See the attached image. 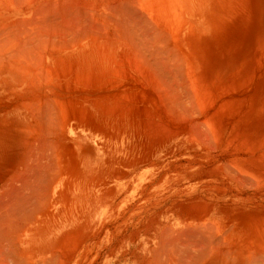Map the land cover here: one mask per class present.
I'll return each mask as SVG.
<instances>
[{
    "label": "rangeland",
    "instance_id": "rangeland-1",
    "mask_svg": "<svg viewBox=\"0 0 264 264\" xmlns=\"http://www.w3.org/2000/svg\"><path fill=\"white\" fill-rule=\"evenodd\" d=\"M136 1H138L136 3H139L138 7L142 5L138 10L140 13L144 12L142 14H145L148 11L151 14L154 11L151 10L150 12L147 10L154 7L153 4V6L149 5V8L145 6L155 0L150 3H145L147 0ZM238 1L226 0L227 11H222L225 16L221 15L222 13H218V22L215 21L213 25V29L215 30L216 28L218 31L203 34L200 39H196L198 37L193 36L188 48L180 47L177 44L176 41L177 37H179L180 29L177 27L178 29L175 31L171 26L170 18L167 19L168 16L166 18L165 13L167 11H162L164 16H161V18L163 17L164 19L162 18L160 23L162 20L165 22L162 21L160 29L162 28L168 32L163 31L162 34L172 35L170 36L171 39H168L166 35L163 37L164 39L166 37L169 41L167 46H173L172 49L178 48L177 54H182L183 57L184 53H189L192 48H199L194 54L196 59L189 60L184 57L185 60H183L185 61L183 69H187V71L182 69L184 73L181 77L190 76L186 79L184 77L189 82L188 89L186 90L187 81L183 80L185 83L180 86L184 84L187 86L183 89L184 91H181L183 94H187L185 91H189L192 88V91H189L188 94L192 95L195 93L194 95L197 98L194 96L195 98L192 97L190 99L188 94L187 97L183 95L182 98L180 96L182 93H177L175 97L178 98L180 96L184 102L183 104H185L182 108L174 106L170 102L172 100L168 98L169 96L167 97L164 93L159 92L160 90L156 85L157 82L161 81L164 83L166 81V87L169 88L171 86L172 90H174L173 84L175 82L165 79L167 77L162 71L157 70L156 63L155 65L151 63L153 62L152 58H147L149 55L146 50H142L138 43L135 44L138 45L137 47L138 49L140 48L141 52H144L142 54H145L142 55L141 52L138 54V50L136 55L150 59L147 61L144 58V61L141 58V65L138 63L139 59L136 60V55L133 54L136 49H133V52H129L132 51V48H130V42L127 45L128 40L124 43L119 39L120 42L117 44L118 41L114 42L113 38H111L112 41L110 38L106 40L104 37L107 28L104 25L102 27L99 22L106 24L104 19L108 15H105V13H109V10L106 9L115 5V0H80V2L78 0V3H81V5L79 4L80 8H82L83 13L85 12L84 15L89 12L88 6L91 7L90 11L94 8L100 11V13L92 11L95 13L91 12L94 16L90 14L93 18L87 15L89 17L88 23L84 22L85 26H81L83 30L94 26L93 30L88 33L93 32L91 33L92 35L97 33L94 36L99 39L93 37L95 39L93 40V38H90L91 42H94L84 43L86 44V49L76 47L74 50H70L73 52L70 54L69 50L65 51L66 42L64 45L62 43L59 44L58 34L60 33L54 31L57 33L54 34L51 32L54 35L52 34L50 37L53 38L56 35L55 37L58 38L55 39L58 41H55L54 38L51 40L48 36L46 39L44 38L45 41L50 39V42L55 43L51 44V48H53L51 49L48 47L50 42L47 41L49 45L46 48H48L43 51V54L40 53L43 56L36 54L37 58L44 57L43 61H39L42 62L41 65L34 63L35 68L31 70V74L28 77H16L18 80L14 77L15 79L13 78L11 86L13 90L10 93H5L0 87V99L8 101L6 103L9 104L3 105L4 103L0 101V120L3 121V119L8 118L7 122L5 120V123L0 122V124L4 123L0 125V136L4 134L1 133L3 131L8 132H5L6 135L4 134L3 136H9V140L6 139L8 136L0 138V160L1 158L2 160L8 158L12 164L9 161L7 162L10 166H13V169H11L13 175L17 174V172L20 173L19 171L21 170L23 173L25 167L22 165L26 166L25 164L30 160L28 165L32 161L35 162L32 160L35 158H45L46 161L45 159L43 160L44 165L53 162L54 159V162H57L56 159L64 158L65 161L68 160V168L74 174L75 172L78 173L77 167L81 159L86 158L93 167L98 168L99 171L101 169L104 174V182L92 184L87 192V199L91 203L93 202V220L87 224H84V221L79 222L77 230L74 231L73 240L77 252L73 264H154V261L149 262L148 260L158 258V255L162 256L159 257L161 259L158 261L159 264L164 261L168 262L167 264H171L172 259H179L178 261L183 259V261L187 260V264L189 262V264H196L194 260L197 262L199 258L201 259L199 253L202 256V261H200L204 264L208 260L212 261L213 257L210 255V248L205 250L206 245L196 236L194 237L196 239L195 242V239L192 238L193 233H191L202 230V228L206 232L214 233L213 235L216 237L213 238V235L209 232L214 239H212L213 241L221 239L223 245H225L223 247L222 244L217 245L216 242L212 247L221 245L219 247L226 248V244L234 243L233 245H237L238 241L244 242V244L240 242L241 245L238 243L236 252L231 251L233 253L230 252L231 254H228L234 257V262H238L241 259L242 255H240L241 252L239 251L245 250V248L246 251L244 252L249 253L253 250L256 256L258 253V256H264V251H262L264 249V0H243L244 3L242 0ZM136 3H134L135 6ZM241 3H243V7H241L242 5L240 6ZM234 4L236 5L234 6ZM236 7L238 8L236 9ZM63 8L65 13L61 14V16H67L68 14L67 17H70L68 20L71 21L72 19L73 21L74 10L70 15L69 11L71 10L72 12V9L64 6ZM134 8L138 9L137 7ZM228 10L229 12L231 10L232 13H228ZM149 13L148 15H150ZM148 15L144 16L149 19L151 15ZM61 16L59 23L63 21ZM103 16L105 17L103 18ZM111 17L108 16L106 18L110 20ZM151 17L153 18H151L152 21L155 20V17ZM96 19H99V21L97 20L98 26L96 21H94L95 23L92 21ZM66 22H63L65 23L64 27L59 24L60 29L66 27ZM152 24L155 25V23ZM100 26L105 28V31H102L104 36L101 38L97 36L102 33ZM171 27L172 29H169ZM60 29L57 30L61 32L62 29ZM110 29L106 33L112 37L113 33H110ZM170 30H174L176 33ZM84 34H77L75 37L84 36ZM75 37H71L74 40L67 41V39V44L69 42H77L79 38L76 39ZM199 43L201 45H198ZM67 44L66 47L68 46ZM74 45L76 46V44ZM170 46L169 49H171ZM133 47L136 48L134 45ZM42 49L44 50L45 48L42 47ZM93 51L96 52L94 53ZM87 53L89 55L93 54L92 56L95 59L88 57ZM179 54L178 57L182 59ZM44 55L47 59H45ZM82 55L89 59H84ZM93 59L94 63L92 62ZM83 61H86V63H81ZM87 61L90 62L88 63ZM44 65L50 67H47L45 71L43 67L46 68V66ZM151 65L154 67V71ZM39 66H41L40 70L42 69L41 71L44 74L36 73L39 69L36 72L34 71ZM40 70L39 72H41ZM80 70H82V73ZM33 71L38 74L37 77L35 76L36 74H33ZM102 71L103 74L101 73ZM147 71H149L150 75L153 74L161 80L157 81V78L150 77ZM45 72H47V75H45ZM49 75L51 76L49 77ZM191 76L193 77L191 78ZM194 77L196 78L195 81H193ZM24 78L26 80L22 82L21 79L24 80ZM189 78L192 80H189ZM31 81L32 84H30ZM194 82L197 83L195 84ZM33 84L36 85L33 86ZM192 84H195V90L199 94L201 93L200 97L199 94L193 92L194 87ZM30 86L31 88H29ZM51 87H53L52 92L50 91ZM199 87L201 88L200 91ZM45 90H48L49 93H46ZM3 94H6V97ZM38 96H40L39 100H37ZM175 97L172 98L176 101L177 98ZM188 101L192 106L189 105ZM51 102H53V105ZM56 103L57 106H55ZM38 104L42 106L39 107ZM35 105H38V107ZM60 111L63 112L61 113ZM55 112L59 115H55ZM54 116L57 118L59 116L57 122L62 125L56 124L55 127L57 128L54 127V132L49 131L53 132V136H45V139L43 136L47 134L44 131L47 127H43L44 130L41 131L40 124H46V121L49 118L53 119ZM56 117L53 119L54 122L57 120ZM202 122L204 123L202 124ZM4 125H6V128L7 126L10 128L2 130L5 128ZM194 126L198 128L201 126V128L198 130L195 127L197 131L194 132ZM192 127L193 129H191ZM47 129L49 130V128ZM51 129L53 130V128ZM192 132L195 133H193L194 136ZM49 139L51 143L54 141L53 143L58 146L53 148L56 150L57 158L52 159L54 150L51 151L52 145H50ZM41 140L42 142L37 143V141ZM54 144L53 147H55ZM36 147L37 149H35ZM38 148L41 152H38L40 151ZM42 153L44 154L42 155ZM48 154L51 158H48ZM34 156L35 158H33ZM20 158H23V160ZM48 159H52V161ZM24 160L28 161L25 162ZM168 228H172V232L177 235L179 232L184 236H181L183 239L178 237L180 238L179 240L183 241L191 237L190 241L193 242L194 239L195 245L193 242L194 246H191V249L196 247L195 249H197L198 253L195 249H190L189 253H197L198 257L195 255L196 259L191 253L187 254L181 245H179L180 248L186 254L184 252L181 254L180 252V255L179 253L177 255L178 258H175L177 253L174 250L178 249L176 246L179 244L177 242V245L169 242L173 245V248L171 246L170 248L173 250L172 252L176 253L174 254L175 256L171 255L172 252L170 250L169 257H163L165 255L163 253L167 252L164 249H167H163L162 246L167 245L165 247L168 248L169 243L165 242L167 244L164 245V243H161L163 242L161 239L171 237L169 236L171 231H168ZM180 229H184V231L182 230V232ZM163 232H165V235L168 234L169 237L163 236ZM206 232L204 233L205 237L209 235ZM210 236L209 238H211ZM254 236L258 238H254ZM174 237L170 240L172 241ZM178 238L175 237V239ZM254 239L257 243H260L254 242ZM221 241L219 242L221 243ZM251 244L254 248L251 247ZM243 246L244 248H242ZM155 248L157 249L155 250ZM154 250L155 253L158 252L156 254L158 257L152 253ZM189 255H191L190 258H193L190 259L191 261L188 260ZM204 255L207 260L204 259L205 257L203 258ZM209 255L210 258L208 259ZM247 255L252 256L251 254ZM183 256H185L186 260H184ZM260 259L259 261L262 262L264 257L262 260ZM256 260L258 261V259ZM178 261L174 262L176 264L185 263ZM155 262L157 261L155 260ZM220 262L219 264H229L224 263V261ZM253 262L255 261L253 260ZM261 262L255 263L260 264ZM198 263L201 264L200 262ZM208 264L213 263L208 262ZM261 264H264V261Z\"/></svg>",
    "mask_w": 264,
    "mask_h": 264
},
{
    "label": "bare ground",
    "instance_id": "bare-ground-1",
    "mask_svg": "<svg viewBox=\"0 0 264 264\" xmlns=\"http://www.w3.org/2000/svg\"><path fill=\"white\" fill-rule=\"evenodd\" d=\"M151 1L152 0H147V2H145V3H150ZM244 1H243V3H244ZM79 2H80V0H79ZM136 2H138V1H136V0H115V3H114L115 5H113L111 7L109 6V8L106 9V10H109V13L111 12L110 14L105 13V15L107 14L110 17L112 16L110 18V20H109V18H106L108 16H106V17L103 16V18L105 17V19H106V20L104 19L106 24H101V22H99L102 27L104 25L105 28H107V30H106L107 32H109L108 29L111 28L110 33H113V36H115V37L109 36V34L106 33L105 28H102L101 26H100V29H102L101 32L105 31V36H104L103 32H102L103 34L101 32H98L101 34H99L97 36H99L100 38L104 36L106 38V40L108 38H110V39L113 38L114 42L118 41L117 44L120 42L119 39L122 40L124 43H126V40H128L127 45L130 44V48H132V51H129V52H133L136 49L135 53H133L135 55L138 52V50H139L138 54L141 52L140 48H142V50L144 49V51L146 50V53L149 55L147 58H149V57H150V59L152 58L153 62H151V61L150 62L154 63V65L156 63L157 70L162 71L163 74L165 75V77H167L165 79H169L170 82L171 81L175 82V84H173V87L175 90L174 91V90H172L171 86L169 88L166 87V85H167L166 81H165L166 84H164L165 82L162 83L160 81L161 79L159 80L152 73L151 74L153 76L150 75L149 71H147L149 73L150 77H152V78L155 77L158 79V80L157 79H155V80L160 81V82L156 83L158 89L160 90V91L159 90L158 91L161 92L162 94L164 93V95L167 97L169 96L168 98L170 100H172L170 102L174 106L182 108L185 105V104H183L184 102L182 100V98H183L182 96L186 95V97H187L188 92L192 91V88L189 89V91H185V92H187V94H185V93L183 94V92L181 91V90L185 89L187 85H185V84H184L185 86L184 85L180 86V85L182 83H185V81H187L185 79L188 78V76H190V75H187V77L184 76L185 79H184V77H181L184 73V72H182V69H183V66L185 65V61H183V60H185V59H189V60L196 59V57H194L195 56L194 54H195L196 50H198L199 48H192L189 53H187V52L184 53L185 59L182 56V54H179V53L178 54H179V56L180 55L182 56V59H181V57H178V54H177L178 48L172 49L173 46L171 47L169 45L174 52L176 51L175 53L171 49H169V46H167L168 42H169L168 39L172 35L169 34L170 36H167L168 32L163 30L162 28L160 29V24L163 23L162 21H164V20H162L160 23V20L163 18V17L161 18V16H164V12L162 13V11H165V12L167 11L165 13L166 18H167V16H168L167 19L170 18L169 20H170L171 26L174 28V30L176 31L178 29L177 27H179V29H180V33L178 35L179 37H177L178 39L176 41L177 44L180 47H184V48L187 47L188 48L191 44L193 36H197L198 38H196V39H200V37L203 34H208L211 31L216 32L217 29L215 28V30H214L213 25H214L215 21L218 22L217 21L218 13H222L221 15H224L223 14L224 12H222V11L226 10V0H155L153 3L147 4L146 6H145V4H143L146 8H149L150 7L149 5H152V4L154 5V7L147 9L150 12H151V10H154L151 12V14L147 10H146L147 12H145V14H142L144 12L140 13L138 10L140 9L139 7H141L142 5H140L138 7L137 5H139V3H136ZM134 3H136V6L134 5ZM140 3H142V2H140ZM233 3H237V2H233ZM238 3H240V2L238 1ZM243 3L240 4V6L242 5L241 7L244 6ZM79 4L81 5V3H78V0H0V84H1L0 87L2 88V90L5 93H8V92L10 93V91L13 90V89H11V86H12V80L14 77L15 78L16 77L23 78L25 76L28 77V75L31 74V70L33 68H35V66H34L35 64L41 65L42 62H39V61L42 60L44 57H40L41 59L37 58L38 56H36V54L37 55H39L40 53L43 54V51H45L48 47L51 48V44L55 43V42H50L49 41L50 39H48L47 41L50 42V46H48L49 43L44 40V38L46 39L47 36H48V38H51L50 36H52L53 33L57 34L56 32H59L60 33V34H58L59 35V44L62 43V45H64V43L66 42L65 46H64V48H66L65 49L66 52L68 50L69 51L74 50V48H76V47H79L80 49H84L85 45H86L84 43H90L91 39L93 37L96 38V36H94V35H96L97 33H94L93 35L91 34L93 32L88 33L89 31L93 30V28H94V26H91V23H90L91 28L88 27V29L87 28L84 29L85 31L82 29V27L85 26L84 22L88 23L87 20L89 17H87V15L89 16L93 12H97V11H98V13H100V11L94 8V9H92V11H93L92 12V11H90L91 7L88 6L89 10L88 9L87 10L89 12H86L87 14L84 15L85 12L83 13L82 8H80ZM235 5L236 4H234V6ZM237 5H239V4H237ZM63 6L65 8L69 7V9H72V12H71V10L69 11L70 15L73 13V10H74V13L72 16L74 19L73 21H72V19H71V21L68 20L70 18V17L69 18L67 17L68 16V14H67L68 9L66 10L67 16H63V15L61 16V14L65 13V11L63 10L64 9ZM134 7H137L138 9L136 10ZM238 7H236V9ZM233 9H231V10H233ZM231 10H230V12H231ZM101 11H103V10H101ZM230 12L228 10V13H230ZM148 13L151 16L155 17V20L152 21L151 20L152 17L150 15H148ZM228 13L226 14L227 18H228ZM74 14H75V16H74ZM93 14H95V13H93ZM92 15H90V16L92 17ZM144 15H148V16H150V18L148 17L149 19H147V16H144ZM60 16L62 17V20H63L62 23H59L61 20ZM91 17H90V19H91ZM218 18H220V17L218 16ZM97 20L99 21V19L92 20V21L93 22L96 21V25H97V22H98ZM169 20H167V21H169ZM222 20H223V18H222ZM65 21H67V22L70 21V22H68V23L66 22V27L61 28L62 29L61 30L59 27V24H60V26L64 27L65 23H63V22H65ZM104 21L102 19V23ZM226 21H228V20H226ZM151 22L155 23L156 27ZM107 23H110V24H108L109 26L107 25ZM170 23H168V24H170ZM61 24H64V25H61ZM220 25H221V23H220ZM167 27H168V25H167ZM172 27L169 29H172ZM175 27H176V29H175ZM57 29H60L61 32L58 31ZM100 29H98V30H100ZM54 31H56V32H54ZM163 31L167 32V33L166 34L163 33L164 34L163 35L162 34ZM173 31H171V32H173ZM175 31H174V33H176ZM51 32H53V33H51ZM82 33L83 34L85 33L84 36L82 35L80 37H77V38H79L78 41L76 40L77 42H69L67 44V41L72 40V39L74 40V38L71 39L72 36L75 37V36H77V34L80 35ZM165 35L168 37V39H166V37H165V39L163 38ZM55 36L53 37L54 40L58 41L55 39L58 37H55ZM53 38H51V40ZM94 38H93V40H95ZM96 39H99V38H96ZM172 39H174V38H172ZM36 40H38V41H36ZM93 42H91V43H93ZM128 42H130V43L128 44ZM197 42H199V41H197ZM132 43H134L133 45L136 48H134L133 45H131ZM137 43H138L139 47L141 46L139 49L137 47L138 45H135ZM66 44L69 47L68 46L66 47ZM72 44L73 45L76 44V46L75 45L73 46ZM77 44H78V46H77ZM98 45L99 44L97 42V46ZM198 45H201V44L199 43ZM46 46H48V47L46 48ZM93 46H94V44H93ZM42 47L45 49L43 50ZM40 49H42V51H40ZM51 49H53V48H51ZM98 49H100V47H98ZM57 50H58V48H57ZM93 52L95 53L96 51H93ZM129 52H128V54H129ZM69 53L72 54L73 52L70 51ZM142 53H144V52L142 51L141 54ZM42 54H40L39 56H41ZM133 54H131V55H133ZM138 54L136 55V60L139 59L138 63H140L142 65V63H141L142 59L145 61V59H147V58L144 57L145 58L144 59V58H142L141 55H139L140 56V58H139ZM85 55H86V53H85ZM90 55L88 57L94 58V56H92L93 54L91 56ZM142 55H145V54H142ZM82 56H84V55H82ZM85 57L86 56H84V59H87V60L89 59L88 57H86V58ZM80 58H82V57H80ZM92 58H90V59L92 60ZM132 58H133V56H132ZM198 58H199V55H198ZM37 59H39V60H37ZM45 59H47L46 56H45ZM70 59H71V57H70ZM94 59L92 61L93 63L95 62ZM34 60H37V61L33 62ZM149 60L147 59V61H149ZM78 61H81V60H78ZM81 63H86V61L85 62L83 61ZM91 64H88V65H91ZM44 66H46V65H44ZM40 67L41 66H39V68H37V69H34V71L36 72V70H38V69L40 70ZM47 67H50V66H46V68L43 67L45 71H46ZM99 67H101V66L99 65ZM99 67H98V69H99ZM92 68H93V66H92ZM151 68H153L152 69L153 71L155 70L152 65H151ZM151 68H150V70H151ZM39 70L36 73L44 74L41 71L42 69L40 70L41 72H39ZM184 71H187V69ZM35 72L33 74H36ZM80 72L82 73V70H80ZM45 73H46L45 75H47V72H45ZM83 73H84V71H83ZM101 73L103 74V71ZM35 76L37 77L38 74H36ZM40 76H42V75H40ZM50 76L51 75H49V77ZM192 77L193 76H191V78ZM33 78H35V77H33ZM33 78H32V80H33ZM181 78H183V79H181ZM195 79L196 78L194 77L193 81H195ZM16 80H18V79L16 78ZM25 80H26L25 78H24V80L21 79L22 82ZM36 80H37V78H36ZM36 80H35V82H36ZM183 80H185V81H183ZM189 80H192V79L189 78ZM115 81H114V83H115ZM35 82H33V83H35ZM190 82H192V81H190ZM38 83H39V80H38ZM56 83H57V81H56ZM186 83H188V86L186 88V90H187L189 87V82L187 81ZM30 84H32V81L30 82ZM36 84H33V86ZM195 84L194 85L192 84L193 87L195 86ZM43 85H44V83H43ZM52 85H53V83H52ZM168 85H170V84L168 83ZM46 87H47V85H46ZM29 88H31V86ZM49 88H50V86H49ZM52 88L53 87H51V89H50L51 92H52ZM195 89H196V87L193 88V90H194L193 92H196L197 94H199V92H197ZM200 89L201 88L199 87V91H200ZM40 90H41V88H40ZM30 91H31V89H30ZM155 91H157V90H155ZM45 92L47 93L48 90L47 91L45 90ZM177 93L178 94L182 93V95H180L182 98H180V96H178V98L175 97V96H177ZM11 94H13V93H11ZM194 94L195 93H193L192 95L188 94L191 96V97L189 96V98L192 99V97L195 96ZM200 95H201V93L199 94V97H200ZM3 96L6 97V94L5 95L3 94ZM152 96H154V95H152ZM4 97H2V98H4ZM172 97L177 98L176 101L173 100ZM195 97L197 98V96H195ZM215 97H217V96H215ZM37 98H38L37 100H39L40 96H38ZM3 100L4 99H0V101H2L4 103L3 105L8 104V103H6L8 101H6V100L3 101ZM51 103L53 105V102H51ZM188 103H189V101H188ZM172 104H170V105H172ZM190 104L191 103H189V105ZM19 105H21V104H19ZM38 105H35V106L38 107ZM41 106L42 105H39V107H41ZM45 106H48V105H45ZM55 106H57V103L55 104ZM190 106H192V105H190ZM9 107H11V106H9ZM21 107H24V106H21ZM30 107H32V106H30ZM8 108H6V109H8ZM57 109H59V108L57 107ZM33 110H34V108H33ZM37 110H35V111H37ZM186 111H187V109H186ZM181 112H182V110H181ZM189 112H190V110H189ZM45 114H46V112H45ZM57 114L58 113H56L55 115H57ZM187 114H188V111H187ZM42 115H43V113H42ZM183 115H185V114H183ZM47 117H49V116H47ZM54 117H56V116H54ZM54 117H53V119H54ZM43 118H45V117H43ZM56 118H55V120H56ZM7 119H3V121L0 120V122L5 123V121L6 122L8 121ZM53 119L49 118V120L46 121L47 122L46 124L44 123L45 122L44 121L43 123L45 126L43 124H40L41 126L39 125L41 128V131H43L44 128H46V127L49 128V130L46 128L48 131L46 129L44 130L47 134H44L45 132H41L44 134V136H43L44 138H45V136H48V135L50 137L53 136L54 127L56 124L62 125V124L57 122L59 119V116H58L57 120L55 121L57 123H55L53 121ZM143 119H144V117H143ZM45 120H47V119H45ZM190 121H191V118H190ZM4 123H2V124H4ZM8 123L10 124V122H8ZM53 123H55V124H53ZM203 123L204 122H202V124ZM2 124H0V125H2ZM195 124H198V123H195ZM4 126H5V128L2 130L10 128L8 126L6 128V125H4ZM4 126H2V127H4ZM201 126H200V128H201ZM195 127H197V126H194V128ZM198 127H199V125H198ZM51 128H53V130ZM55 128H57V127H55ZM200 128H198V130H200ZM191 129H193V127ZM191 129H189V131H191ZM49 131H53V132H49ZM196 131H197V129L195 128L194 132H196ZM5 132H7V131H3L1 133L5 134ZM58 132H59V129H58ZM194 132H192V134ZM50 133H52V134L50 135ZM64 134H66V133H64ZM194 134H193V136H194ZM198 134H200V133H198ZM3 135L1 134L0 138L5 137ZM66 136H68V135H66ZM193 136L191 135V137H193ZM10 137H12V136H10ZM62 137H63V135H62ZM205 137H206V135H205ZM6 139L9 140V136ZM203 139H204V137H203ZM52 140H54V139L52 138ZM12 141H13V139H12ZM206 141H208V140L206 139ZM40 142H42V140L39 142L37 141V143H40ZM53 142L54 141H52V143H51V140L49 141V143H51L50 145H52V148L50 146V148L52 149L51 151L54 150V157L52 155V159L57 158L56 154H55L56 150L53 148L58 147ZM7 143H9V142H7ZM34 143H36V142H34ZM53 144L55 147H53ZM35 149H37V147ZM46 149H47V147H46ZM35 151H37V150H35ZM38 152H41V150ZM34 153H36V152H34ZM43 154L44 153H42V155ZM45 155H46V153H45ZM35 156L33 158H35ZM38 156H40V155H38ZM49 157L50 156L48 154V158ZM10 159H12V158H10ZM20 159L23 160V158H20ZM35 159H32L35 161V162L32 161V163H34V164L31 163L29 165H28V163H30L31 160L28 159V160H30V161L27 160L28 162L26 160H24L25 162H27L25 164L26 166L20 164L23 167H25L23 169V173L21 172L22 171L21 170V171H19L20 173L17 172V174H19V175H17L15 173L16 174V175L14 174L15 176L13 175V172L11 170V169H13V166L9 165V163L10 164H12V163L8 160V158L3 159V160L1 158V160H0V264H73L74 259L76 257V252H77V249H75L76 246L74 245L75 243L73 240L74 231L77 230L79 222L84 221L83 223L87 224V223H90L91 220H93V213H94V207L92 204L93 202L91 203L90 200L87 199L88 198L87 192H88V190L92 184L104 182V174L102 173L101 169L99 171L98 168L93 167L91 165V162L86 158H82L80 163L79 164L77 163L78 164V167H77L78 173L75 172V174L70 172V170L68 168V164H69L67 162L68 160L65 161L64 158H58V160L56 159L57 162H54V160H55L54 159L53 162H51V163L49 161H52V159H50V160L48 159L49 161L48 160L47 161L49 163H47L46 165H44V161H43L45 158H35ZM7 161H9V163ZM45 161H46V159H45ZM19 163H21V162H19ZM70 166H71V164H70ZM18 168H19V166H18ZM229 228H232V227H229ZM169 229L170 228H168V231H171L169 236H171V237L170 238L166 237L167 239L166 238L161 239V240H163V242H161V243L162 244L164 243V245L167 244L165 242H168V243L171 242V244H173V245L176 244V242L179 243L178 245L176 244L177 246L175 245L176 247H178V249L176 248L174 250V252H176L177 254L172 252L173 250L171 248H173V245H171L169 243L168 248L165 247L167 245H165V246L161 245L163 247V249L164 248L167 249V250L164 249V251L165 252L167 251V252L163 253V254H165L163 257H166V256L169 257V251L170 250L172 252L171 255L173 257L175 256L174 254H176L175 258L177 257L178 253L180 255V252H181V254H182V252H184V254H186L185 253V251H186L187 254H190V253L192 254V252L189 253V251L191 249V246L193 247L195 245V242H196V239L194 238L195 236H196V238L198 237V239L206 245L205 250H208V248H210V250H209L210 255L214 259L212 258V261L208 260L209 263L219 264L220 261H224V263H229V264H234V263H236V264H256L255 262H261V261H259V259L261 258L260 260H262V258L264 257V256L261 257V255H259L260 256L259 257L258 256L259 253L256 256V254H254L255 252H253V250H252V252H249V253L244 252V251H246V248H245V250L239 251V252H241L240 255H242L240 257L241 259H239L238 262H234L235 261L234 257H232L228 254L233 253L231 251L236 252L237 251L236 246L238 245V243H239V245L244 244L243 241H238L237 245H233L234 243H232V244L230 243V245L226 244V248H223L225 245H223L221 239L219 240V241H221V243L219 241H216V240L213 241L214 240L213 238L216 236L213 235L214 233H211L210 231L209 232H210V234L213 235V238L210 236L208 231L207 232L209 235L208 236L206 235V237H205L204 233L206 232V230H203V228H202V230L191 232V233H193V236L192 235H190V236H192V238L195 239V242L193 239V242H194V245H193V242L190 241L191 237H190V239L189 238L185 239L186 238L185 237L184 238L185 240H183V241L179 240L180 238H178V237L182 236L181 233L178 232V235H177L176 233L172 232L173 231L172 228H171L172 230L171 229L169 230ZM210 229H212V228H210ZM182 230L184 231V229H182ZM185 230H186V228H185ZM187 230H189V229H187ZM193 230H195V229H193ZM218 230H220V229H218ZM263 230H264V228H263ZM165 232H163V236H168V234L167 235L164 234ZM223 233H224V231H223ZM217 234H219V233H217ZM174 236L177 237L178 239H175ZM209 236L211 238H209ZM173 237H174V239L172 240L173 241L172 242L170 239ZM182 237H184V236H182ZM182 237H181V239H183ZM187 237H189V236H187ZM254 238H258V237L254 236ZM217 239H219V238H217ZM253 241L256 242L255 239ZM216 242H217V245L222 244L223 247H219L221 245H219L218 247H212L213 244H215ZM240 242H242V243L240 244ZM81 243H80V245H81ZM259 243H257V244H259ZM179 245L183 246L182 248H184L185 251H183V249L180 248ZM170 246H171V248H170ZM227 246H228V248H227ZM260 246H261V244H260ZM247 247H248V245H247ZM251 247H253V245ZM195 248H192L191 250H194ZM242 248H244V246ZM156 249L157 248H155V250ZM181 249H182V251H181ZM155 250L152 253H154L156 256V254L158 252L155 253ZM195 250L197 252V249H195ZM258 250H254V251H258ZM262 251H264V249H262ZM197 253H194L192 255L195 256ZM244 253H246V254H244ZM247 254H251L252 256L247 255ZM260 254H261V252H260ZM205 255L203 256V258L205 257ZM210 255H209V257H207L208 259L210 258ZM158 256L162 257L160 255H158ZM158 256H156V257H158ZM185 256H183L184 260H186ZM190 256L191 255L188 256V258H189V259L187 258L188 260L193 259L192 257L190 258ZM196 256L198 257V255H196ZM196 256L194 257V259H196ZM253 256H255V257H253ZM151 257H153V256H151ZM151 257H150V259H151ZM159 257L155 258V259L153 258L154 260H148V261L149 262L154 261V264H156V263L159 264L158 261L161 260V259H159ZM199 257H201V259L199 258L198 259L199 261H197V262H195L196 260H194V263L199 264L198 262H200L202 264L201 253H199ZM257 257H259V258H257ZM179 258H181V257L179 256ZM168 259H170V258H168ZM168 259H166V260H168ZM171 259H172V257H171ZM204 259L207 260L206 257ZM256 259H258V261ZM155 260L157 262H155ZM164 260H165V258H164ZM178 260L172 259L171 264H174V263L176 264V262H174V261H178ZM253 260L255 262H253ZM180 261L182 262L183 259ZM180 261H178V262H180ZM263 261L264 260H262L261 263H263ZM165 262L166 261L162 262V264L168 263V262H166V263ZM208 262L207 263L205 262L204 264H208ZM183 263L187 264V260L183 261Z\"/></svg>",
    "mask_w": 264,
    "mask_h": 264
}]
</instances>
